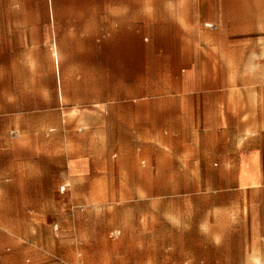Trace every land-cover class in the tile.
Instances as JSON below:
<instances>
[{"label":"rangeland","instance_id":"obj_1","mask_svg":"<svg viewBox=\"0 0 264 264\" xmlns=\"http://www.w3.org/2000/svg\"><path fill=\"white\" fill-rule=\"evenodd\" d=\"M236 2L248 28L235 42L221 30V59L204 62L197 84L250 87L238 96L259 121L264 0ZM0 36V264H264L259 151L239 172L260 124L238 123L237 136L254 137L236 142L176 117L123 125V97L167 98L178 81L8 76V27Z\"/></svg>","mask_w":264,"mask_h":264},{"label":"crops","instance_id":"obj_2","mask_svg":"<svg viewBox=\"0 0 264 264\" xmlns=\"http://www.w3.org/2000/svg\"><path fill=\"white\" fill-rule=\"evenodd\" d=\"M248 25L236 0H8V25L0 23V28L8 27V76H158L178 81L167 98L123 97L117 104L123 125H153L176 117L183 123L208 124L209 132L219 131L236 142L254 137L237 136L238 123L260 124V145L246 153L239 168L252 172L258 151L264 166V84L256 90L261 93L259 121L253 120L249 97L238 96L251 92L250 87L197 84L204 62L221 59L215 51L221 30L229 29L235 42L238 27ZM2 53L7 49L0 47ZM6 67L0 64V69ZM88 100L94 102L93 97ZM223 125L228 127L220 129Z\"/></svg>","mask_w":264,"mask_h":264}]
</instances>
